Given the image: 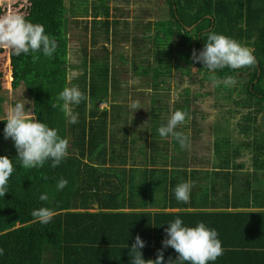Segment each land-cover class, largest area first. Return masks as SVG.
<instances>
[{
    "label": "trees",
    "instance_id": "1",
    "mask_svg": "<svg viewBox=\"0 0 264 264\" xmlns=\"http://www.w3.org/2000/svg\"><path fill=\"white\" fill-rule=\"evenodd\" d=\"M66 1L30 0L27 13L22 15L34 24L43 25L45 33L57 40V50L51 57H46L42 50L22 53L19 56L10 51L9 73L12 88H25L36 120L57 129L60 137L69 140V155L55 168L51 166L52 161L48 160L43 167L25 169L17 160L18 151L14 141L1 142L0 136V157L8 156L14 165V172L8 182L9 191L5 196H0V249H3L0 264H121L131 258L129 252L137 235L145 241V247L140 249L145 260L157 259L158 250H163L164 264H168L169 258L176 264L179 253L171 246L164 248L162 243L168 238L165 231L169 227L168 223L176 218L182 219L187 227H195L204 222L207 227L215 229L226 222L229 233H260L261 239L249 240L243 248L253 247L249 254L264 259V211L222 212L216 207L219 204L214 197L215 193L209 192L206 187L211 185L216 191L218 182L208 174L195 170V167L189 171L186 166H180L173 161L177 166L167 165L168 163L161 161L162 158L156 155L146 157V163L145 160L139 162L134 159L129 169L125 166L107 167L108 164L115 166L116 163H126L129 149H135L138 142L134 138H128V132L123 133L122 140L116 139L115 134L110 137L109 118L112 113L113 117L117 116V108L100 110L98 107L106 100L117 102L115 93L119 95L116 91L121 89L117 87L124 83L122 78H127L123 76L125 70H134L135 64L150 61L148 59L151 56L156 58L159 65L153 68V64L148 62L149 66L140 67L136 73L146 75L153 71L157 78L162 72L164 60L168 59V63L172 55L177 54L190 64L194 62L193 50L199 53L205 47L207 34L214 32L253 49L257 59L255 67H226L217 71L223 78L230 75L235 80H240L239 73H250L248 82L238 97L233 99V96L227 95V98H232L236 106L248 109L244 119L253 131L258 132V116L264 112V89L260 86L264 79V0H166L167 3L162 2L161 9H170L167 14L170 20L167 29L162 31L163 36L156 34L154 38V41L164 45L153 53L151 49L147 50L142 45L133 43L135 40L129 41L124 28L119 27L120 22L111 15L113 9L94 3V20L84 26L78 18L70 17ZM114 10L120 11L119 8ZM101 15L104 18H98ZM200 20L202 21L195 30H187V27ZM78 28L86 32V38L90 36L92 43L91 71L83 81L87 78L92 84L90 100L95 105L87 108L88 100L77 105L73 110L78 113V122L71 124L60 108H53L51 105L57 103L59 93L69 85L70 66H76L74 62H70L69 56L73 52L71 43L77 40L74 38L78 34L81 35ZM210 28L212 29L209 31ZM143 32L144 39H140L145 40L147 31ZM174 35L181 40L171 42ZM128 42L132 52L127 56L123 44ZM107 43L112 44V52H109ZM165 44L171 48L177 46V50L169 53L168 47H164ZM83 48L87 50L85 43ZM117 50H121V53L116 54ZM111 54L115 58V67H110L111 72L108 75L102 65L107 64ZM195 63L204 68L202 63ZM85 65L87 66L86 60ZM167 67L170 72L173 65L168 64ZM103 81L111 88L109 99H106L109 94L108 87L102 89L103 84L96 91L93 90L99 85L98 82ZM217 85V92L224 88L233 90V93L240 90L235 85L232 87L222 83L218 85L221 89ZM158 88L159 85L156 84L155 89ZM1 90L0 81V118L3 115L2 104L7 99L2 96ZM195 90L193 89V95ZM82 92L87 95L85 90ZM59 103L62 104V101ZM123 112V115L129 117L126 111L121 110ZM199 119L194 123H198ZM167 122L165 121L166 124ZM6 124V119L0 120V133L4 131ZM147 129H150L149 126ZM144 142L147 143V138H144ZM162 142L163 153H166L169 141ZM248 143L251 152L259 161L256 163L257 169L264 170V139L254 143L251 140ZM134 156L133 150L131 158ZM146 164L151 165V168L139 169ZM162 164L165 166L161 167ZM61 178L69 183L63 190H58L57 182ZM189 180L195 185L191 190L190 200L198 210L165 212L164 209L174 207L176 202L180 206H187L177 201L174 189L178 184ZM252 188L246 189L242 195L245 207L251 206L253 201L264 204L259 190ZM44 193L48 195L47 201L39 198ZM167 195L171 197L168 198ZM205 198H210L211 201L206 202ZM206 205L211 207L206 208ZM41 207H49L56 213L48 224L34 222L31 215L33 210ZM160 208L163 210L158 211ZM94 210L97 211L92 212ZM222 218L223 222L220 221ZM238 240L237 237L227 236L225 243L238 250L242 245H237ZM222 247L224 248V244ZM247 258L248 256L245 260ZM186 262L191 264L190 261L182 263Z\"/></svg>",
    "mask_w": 264,
    "mask_h": 264
},
{
    "label": "rangeland",
    "instance_id": "2",
    "mask_svg": "<svg viewBox=\"0 0 264 264\" xmlns=\"http://www.w3.org/2000/svg\"><path fill=\"white\" fill-rule=\"evenodd\" d=\"M162 2L165 4L167 3L166 0H67L66 1V6L69 11L70 17H76L79 19V22L82 23V25L86 26L87 23L92 22L94 19V13H93V4H99L102 5L103 7H108L111 11V15L114 18H117V20L120 22L119 27L124 28V32L127 34L128 39L130 42L134 41L133 43H136L138 45H142L143 47L145 46H150L152 44V40H149L148 38H155L156 34L162 35V31H165L167 29V23H168V18L164 14L163 10L161 9L162 7ZM20 4V5H19ZM30 0H1L0 1V16H6L11 14H16V15H25L27 13V9L29 7ZM19 7V8H17ZM101 7V6H100ZM119 8L120 11H115L114 9ZM68 17V16H67ZM98 18H104L103 15H101ZM75 20V19H74ZM93 26V25H92ZM124 26V27H123ZM100 28V27H99ZM78 28V32L81 33L78 34V36L74 39H77L74 41V43H71V50L73 52L70 53V62H74L76 64L75 68H71L70 70V75L68 76V81L69 85L68 87L72 86H77L81 91L85 90L88 96V102H87V108L94 107V103L91 102V91H92V84L88 81L86 78V81H83V78L87 75L89 71H91L90 67V59H91V52H92V46H91V39L90 36L85 37V31L81 29V31ZM92 30V28H91ZM91 30L90 34H91ZM143 31H147L145 35V40L142 35H144ZM149 32V33H148ZM139 37V38H136ZM142 37V39H140ZM177 37V35H175ZM86 38V39H85ZM176 39L173 37L171 42L175 41ZM83 43L86 44V48H83ZM109 52H112L113 46L111 43H107ZM125 47V54L128 56V53L132 52L131 44L124 43L123 44ZM98 47L100 44L97 45ZM180 48V47H179ZM178 48V49H179ZM82 52H81V51ZM177 50V46L170 47L168 46L167 51L170 53L175 52ZM84 53V54H83ZM116 54H120L121 50L115 51ZM108 55V53H105ZM87 55V56H86ZM177 59L181 58L179 54H177ZM151 59V60H150ZM85 60L87 61V66L85 65ZM150 61H146L145 63L138 62L133 66L132 71H124L123 76H127V78H122L124 80V83L122 85H119L117 88L121 90H117L116 92L120 95H116L117 102L113 103L110 101H105L104 103H101L98 107L100 110L102 109H111L113 110L114 108L116 109V112L113 117V113L111 114L109 118V128H110V137L115 134L116 139L122 140L124 139L123 133L128 132V138H134L137 140L138 144L133 149L132 147L129 149V159H127L126 163H116V165H111L108 164L107 167H119V166H125L127 169H129L128 164H132L134 162V159L139 161V162H148L147 158L153 157V155H156V157H161L162 160L166 163L167 165H172V159L173 157L170 156L173 155L174 157H182L183 155L185 156L186 154L189 155L186 156L185 158H174V163L175 164H181L183 166H186L188 170H192L194 167H204L203 165H206V168L208 170V174L210 177H213L216 180L217 175L212 169V166H209L207 163H210L212 165V161L210 162L211 159H214L213 155L215 154L219 155L221 158L225 159L226 163L225 166H227V169L230 168L229 166H236L239 165L240 167L242 166L244 168L243 164H236L238 161H233L234 157L235 159H238L236 156L229 155L232 152L236 150H241L240 145L237 146H230L228 143L231 140H233L235 137H237L238 133H240V129L238 128V123L240 120V115L237 116L238 114H233L232 109H235L236 106L233 103L234 100L232 98H227V95L233 96L234 98H237L239 95V92L241 90H235L237 92L233 93V90L231 89H226L224 88L222 91L217 92L212 90V87L208 85L207 87L204 88H197V94L196 98H192L191 95H193V87L192 90L187 89L186 93H179L180 97L176 96V102L168 105V107L164 110H162L160 105H163V102H161V96L159 93L155 90L154 87H150L147 85L146 87L149 86V88L152 89V92L149 91H140L136 92V89L139 91V86H141L142 81L140 80L139 76H136V71L139 70L140 67H147L149 66L148 62L150 63H157L156 58H153L152 56L148 59ZM177 61V60H176ZM107 64H103L102 67L103 69H106L108 75L110 74L111 70L110 67L113 69L115 67V58L112 56V54L109 56V59L106 61ZM171 62H175L174 60ZM11 66V61H10V50L6 48H0V76H1V83H2V96H4L5 101L2 104V109H3V115L0 118L6 119L7 116V109L11 106H14L15 103L17 102H23L26 107V111H30L32 114H34L33 111V106L32 103L28 100V96L25 93V88L21 87L19 89H13L12 88V79L10 80V73H9V67ZM158 64L154 66L157 67ZM189 69L191 71L190 66H184L178 67L175 69V72L173 74V69L171 68V71H168L167 67V75L165 77H168L169 80H174V77L176 76H181L183 74H186ZM194 71V69L192 70ZM187 76L188 79H191L192 81L190 82L191 85H195V82L201 83V81H198L197 78L199 77H206L208 72H203V74L200 73H192ZM163 72V70H162ZM164 75V72L162 73ZM172 74V75H171ZM182 74V75H181ZM97 80V79H96ZM95 80V83H96ZM82 81V82H81ZM99 85L96 87V89H93L96 91L101 84H103L102 89H105V87H108V96L106 99H109V96L111 97L110 93V86L108 84H104L105 81L102 83L98 82ZM145 82H143L144 84ZM161 82L158 83L160 85ZM237 82L235 86H237ZM219 85V84H218ZM217 85V87H219ZM262 85V83H261ZM187 87V86H185ZM199 87V86H197ZM234 87V86H232ZM231 87V88H232ZM116 88V89H117ZM221 89V87H219ZM115 88L113 87L112 90ZM155 89V90H154ZM202 93H205L204 95ZM168 97V96H167ZM225 99H224V98ZM111 99V98H110ZM149 99H153L154 103H150ZM139 101L140 103V109L133 110L129 107V104L132 101ZM178 101V102H177ZM98 102V101H95ZM178 107L175 108L173 107V104H177ZM189 103V105H187ZM77 106H73V109L76 108ZM113 107V108H112ZM170 107V108H169ZM225 107L230 110L227 114L229 115L230 119L234 118L237 116L236 121L237 124L234 125V120H228L227 123V128L226 131L228 132H233L232 138L228 139L227 137L231 135V133H225L226 135L223 137H214V130L215 128L212 127V124L208 121L204 120H209L211 118V111L216 110L218 114L222 115L221 110H224ZM225 109V110H227ZM118 110L120 112H118ZM121 110L126 111L129 114V117L123 115L121 113ZM181 110L186 113H188L191 116V120L186 122L182 125H179L177 127V131L187 133L189 135V140L188 146L183 149L181 148L179 142L169 135L167 138H163L159 135L158 129L161 126H166L165 121H168L171 115L177 111ZM203 110V111H202ZM74 111V110H73ZM198 111L200 113L197 115ZM204 113V114H203ZM231 113V114H230ZM219 115V116H220ZM228 115H226L228 117ZM223 117V116H222ZM201 119L198 121V123H194L195 120ZM204 118V119H203ZM203 119V120H202ZM214 119V117H212ZM263 120H261L262 122ZM150 122H152V125H147ZM218 124L220 122H217ZM149 126L150 129L145 128V126ZM153 126L155 128H153ZM233 126V127H232ZM201 127V130H200ZM211 127V128H210ZM210 128V129H209ZM208 130V131H207ZM1 135V142H7V141H12L11 138L5 139V133L4 131L0 133ZM241 137V136H239ZM254 137V136H253ZM144 138H147V143L144 142ZM227 138V139H225ZM169 141V147L165 151L166 153H170L169 156L166 154H163V147H164V142L162 141ZM247 144V141L244 142ZM254 143V142H253ZM249 144V143H248ZM255 145V144H254ZM253 145V146H254ZM118 146V145H117ZM197 146V148H195ZM170 148V149H169ZM235 149V150H234ZM135 151V156L134 158H131V153L132 151ZM153 151V153H152ZM200 151V152H199ZM246 152V157L248 160L246 161L245 167L249 168V170H254L255 172V189L258 188L264 190V170L258 171V169H255V164L258 161L257 157L254 156L252 163H250L249 159V154L250 157L253 154L251 152V149H243L242 153ZM194 153V158L190 157V154ZM241 153V154H242ZM229 155L228 158L224 155ZM234 154L239 156L238 152H234ZM147 157V158H146ZM196 160V161H195ZM233 161V163H231ZM218 161V166L224 165L223 163H219ZM144 163V164H145ZM231 163V164H230ZM245 163V162H244ZM200 165V166H199ZM151 168V165H143V167L139 169L146 168L148 169ZM163 167V166H161ZM238 172V171H237ZM236 172V173H237ZM230 172V176L232 177L236 173ZM248 175V174H247ZM251 176L252 180H254V175H248ZM233 178V177H232ZM230 180L224 181L225 184H229ZM248 180V179H247ZM244 180L240 186L246 185L249 181ZM228 186V185H227ZM262 193V192H261ZM262 197L260 199H264V194H261ZM259 204L264 205L263 203H255V206H259Z\"/></svg>",
    "mask_w": 264,
    "mask_h": 264
},
{
    "label": "clouds",
    "instance_id": "3",
    "mask_svg": "<svg viewBox=\"0 0 264 264\" xmlns=\"http://www.w3.org/2000/svg\"><path fill=\"white\" fill-rule=\"evenodd\" d=\"M58 44L54 37L45 33V28L41 24H34L26 20L21 15L9 14L0 16V48H6L19 56L20 54L35 53L42 50L46 57H51L57 50ZM192 59L194 62L202 63L204 69L215 74L217 70L226 67L238 69L241 67H255L257 59L253 54V49L242 45L237 40L223 34L209 33L205 47L197 53L193 50ZM219 84V80H214ZM226 86H234L236 80L228 75L224 79ZM151 91V89H146ZM88 100V96L77 86L65 87L57 97V103H53V108H60L68 122L75 124L78 122V113H74L73 106H77ZM62 101V104L59 103ZM129 107L133 110L140 109L139 101H132ZM190 121L191 116L181 110L175 111L169 118L166 126L158 129L159 135L167 138L174 137L181 148L188 146L189 135L177 131V127ZM6 127L4 129L5 139L11 138L18 151L17 160L20 166L25 169L43 167L48 160L52 161L51 166L57 167L65 160L69 153V140L58 135V130L50 128L46 123L36 120L34 114L26 111L23 102H17L7 109ZM14 172L13 160L8 156L0 157V196L8 193V182ZM68 180L61 178L57 182V189L63 190L68 185ZM191 180L180 183L174 189L177 201L185 204L190 202L191 190L194 187ZM41 201H47V193L41 194ZM31 215L34 222L48 224L56 215L55 211L49 207H41L33 210ZM165 230L167 237L162 243L164 248L171 246L179 253L177 262L190 261L191 264H208L215 261L223 254L222 241L218 238V231L209 228L204 222H200L195 227L184 226L180 218L168 223ZM145 247V241L139 235L136 236L135 243L132 244L129 255L132 264H164L163 250H158L157 259L145 260L140 249ZM3 249H0V255ZM168 264H173L169 258Z\"/></svg>",
    "mask_w": 264,
    "mask_h": 264
},
{
    "label": "flooded vegetation",
    "instance_id": "4",
    "mask_svg": "<svg viewBox=\"0 0 264 264\" xmlns=\"http://www.w3.org/2000/svg\"><path fill=\"white\" fill-rule=\"evenodd\" d=\"M163 12L167 16V14L170 12V9L168 7H166V8L163 9ZM169 20H170V18H168V23H169ZM201 21L202 20H200L198 23H195L194 24V25H196L195 27H193L194 25L190 26L189 28L187 27V30L188 31L195 30ZM211 29L212 28H210L209 31ZM203 32H206V31H203ZM195 34H197V32ZM161 36H163V35H161ZM198 36L200 38L201 37V33L198 34ZM173 37L176 39L175 41H173V43H175L178 40H181V38H179L178 36L175 37V35H174ZM194 38H195V35H193V37H192L193 41L195 40ZM148 39L152 40L153 42H152V44L150 46H145V48L147 50L151 49L152 53H153L155 50H159L160 48H163V45H164L163 43L161 44L160 42H156V41H154L153 38H148ZM195 43L196 42H194L193 45H195ZM164 47H168V45L165 44ZM173 60L175 62H171ZM164 61H165V63L162 66V70L164 72V75L162 74L163 72H161L160 75L157 76V78H156L155 75L153 74V71L150 72L149 74H146V75L145 74L140 75L138 73L135 74L136 76L140 77L141 81L145 82L144 84L139 86V91L136 89V92H140V91H144L145 92L146 89H151V88H149V86L152 87V88L153 87L155 88L156 84L161 82L160 85H159L158 90H155V89L154 90L157 91L159 93V95L160 94L162 95V96L160 95L162 97L161 98V102H163V105H160L162 110H164V108L166 109L168 107V105H170V107H171V104L176 102V96L180 97L179 93H186L187 89L192 90V87L194 89H197V88L198 89L199 88L206 89L205 87L210 85L212 87V90L216 91V85L217 84L214 82V80H219L220 81L219 85L224 83L223 81H224L225 78L220 76V73H218L219 71H216L215 74H212V73L208 72L207 70H205L204 68L198 67L195 62H192V63L189 64V63L183 61L181 58L177 59L176 55H174V56L172 55L171 59L169 60V62H171V63H169V62L166 63L168 61V59H165ZM152 64H153L152 65L153 68H154V66L156 64L159 65L158 61H157V63H152ZM168 64H170L171 66L173 65V67H172L173 74H174L175 69L177 68V66L181 67V68H182V66H184V68L186 66H190L191 67V71L194 69V71H192V73H200V74H203V72H208V73H206L207 74L206 77L197 78V80L201 81V83L195 82L194 83L195 85L193 86L190 83L192 80L188 79V77H187L189 75H193V74H190L191 71L189 69H187L188 72L186 74H183V75L181 74L182 77L179 76V75L174 77L173 81L169 80L168 77H165L167 75L166 71H167V65ZM238 69H240V68H238ZM125 71H127V70H125ZM128 71H132V69L128 70ZM238 75L240 77V80H236V82L238 83L236 87L237 88H241V90H242V88L245 87L247 82H248L247 80H248V77H249L250 73H247V74L239 73ZM254 83H256V81ZM261 83H262V85H260V86L264 89V79L261 80ZM147 85H149V86L146 87ZM253 85L254 84H252V86ZM185 86H187V87H185ZM197 86H199V87H197ZM150 92H152V89H151ZM194 93H195V95H191V97L193 99H194V96H197L196 90H195ZM202 94L204 95L205 93H202ZM259 96H261V95H259ZM149 101H150V103L151 102L154 103L153 99H149ZM187 105H189V103ZM175 106L177 108L178 107V103L176 105L173 104L174 108H175ZM225 109H227V108L225 107ZM225 109L221 110L222 115L218 114L215 109L212 110L211 111L212 113H211L210 121L209 120H204V121H208V123L210 122L212 124V127L215 128V130L213 132L214 133V137L213 138L215 139V137H223V136H225L226 135L225 133H231L233 135L234 134L233 132L226 131L228 120H234V125H236L237 124L236 118H237V116L240 115L238 128L240 129L241 132L238 133L237 137H235L233 140H231L228 143L232 147H234V146L238 147V145H240V147H238V148H241V150L240 151L236 150L234 152H238L239 156H240L238 159H241V157H244L245 154H246V152L242 153V150L246 149V148L247 149H251V148L248 147V145H249L248 142L249 141L252 140L253 142H256V140H257V141L261 142L264 139V112L260 113L259 116H258L259 130H258V132H255V131H253V129H251L249 124H247V121H245V119H244V116L248 113V109H246L244 107L236 106L235 109H232L231 113H233L234 115L235 114H238V115L236 117L232 118V119H230L229 115L227 114L230 110H228V109L225 110ZM226 115H228V117ZM212 117H214V119H212ZM261 120H263V121L261 122ZM217 122H220V123L218 124ZM200 123H201V119H200ZM250 130H251V132H249ZM245 132H249V133L246 134ZM239 136H241V137H239ZM227 138H229V136ZM227 138H225V139H227ZM247 140H248V142H247V145L245 146L244 142L247 141ZM234 152H232V154H234ZM262 154H264V153H262ZM245 164H246V161H245ZM244 167H245V165H244ZM258 171H260V170H258Z\"/></svg>",
    "mask_w": 264,
    "mask_h": 264
},
{
    "label": "crops",
    "instance_id": "5",
    "mask_svg": "<svg viewBox=\"0 0 264 264\" xmlns=\"http://www.w3.org/2000/svg\"><path fill=\"white\" fill-rule=\"evenodd\" d=\"M199 113H200V111H199ZM147 125H149V126L152 125V122H150ZM147 125L145 126V128H148ZM184 134L187 135V133H184ZM232 137H234V136L231 134V135H229L228 139H230ZM190 141L191 140H189V142ZM185 148H183V149H185ZM195 148H197V146ZM163 154L169 155L170 153L168 152V153H163ZM188 155H189V153H188ZM188 155L186 154L185 156L184 155L183 156L186 157ZM229 155H232L233 157L236 156L238 158L240 157V156H238L236 154H232V153ZM229 155L227 154L224 156L227 159ZM170 156L173 157V159H172L173 163L175 162L174 158L175 159L179 158V157H174L171 154H170ZM254 156H255L254 154H252L251 157H250V154L248 156L250 159V163L252 165H253L252 160H253ZM190 157H194V153H191ZM213 157H214V159L210 160V162L212 161V165H210V163H207V164L209 166H212L213 167L212 170L217 174L215 176H216V181L218 182V185L216 186V191L213 190L211 185H208L206 187H207V190L209 192L215 193L214 197H215L217 203L219 204L216 207L220 208V210L222 212H249V211L259 212L262 210L264 211V205L259 204V206H255V202L253 201L251 206L245 207V201L242 200V195L245 194L246 189H249V188L253 189L252 187H255V175L256 174L254 173V170H249V168H247V167L243 168L242 166L240 167L239 165L232 166V167L229 166L230 168L227 169V166H225V163H226L225 159L221 158L217 154H215V156L213 155ZM160 160L163 161L162 159H160ZM235 160L238 161L236 164H239L241 162L240 164L247 165L244 162L247 161L248 158L245 155L244 157H241V159H235V157H234L233 161H235ZM218 161H220L219 163H223L224 165L218 166ZM233 161L231 163H233ZM172 165L177 166L175 164H172ZM128 166L130 168L131 164H128ZM161 166H165V164H162ZM180 166H183L182 163L180 164ZM203 166L204 167H201V166L195 167L196 168L195 170H199L204 174H208V170L205 169L206 165H203ZM257 168H258L257 164H255V169H257ZM192 170H194V169H192ZM230 172H234V173L237 172V173H236V175L233 173L234 175L232 176L233 177L232 178L230 176ZM247 174L252 175V176L254 175L253 176L254 180H252V178H250L251 176H248ZM229 178L232 180H230L229 184L228 183L225 184L224 181H228ZM244 180H247L249 182L244 186H240V184H242V182ZM259 192H260V194H264V190H262V189H259ZM167 197L170 198L171 196L167 195ZM205 201L209 202V201H211V199L209 198V200H207L205 198ZM199 202H202V200ZM179 204L180 203L176 202L175 204H173L174 207H168L167 209H164V210H165V212H168V213H177V212H182V211L185 212L186 210L189 212H193L195 210H198L197 208H195V206L192 205V200H190V202L187 203L186 207L180 206ZM208 207H211V206L206 205V208H208ZM151 210L155 211L156 209H151ZM157 210L161 211L163 209L160 208ZM210 210L215 211L214 209H210ZM81 211H83V210H81ZM96 211L97 210H94L92 212H96ZM220 221L223 222V218L220 219ZM226 225L227 224L225 222V223L221 224L219 227L215 228L218 231L219 237H221L219 239L222 241V244H224L223 250H226V253H225V251H223V254L220 257H218L217 260L209 261L208 264H240V263L241 264H264V259H261V256L249 254V252L253 250V247L243 248L244 246L247 245V242L249 240L261 239L260 233H254V232H245L243 234L229 233V227H227ZM227 236H229V238L237 237L239 239L238 241H236V242H238L237 245L242 244L240 249L236 250V249H232V247H229V244L225 243ZM246 256H248V258L245 260ZM255 257H258V260L254 261ZM124 261L121 264H132L131 258L126 259V261H128V262H124ZM177 264H181V262H179ZM184 264H187V262Z\"/></svg>",
    "mask_w": 264,
    "mask_h": 264
},
{
    "label": "water",
    "instance_id": "6",
    "mask_svg": "<svg viewBox=\"0 0 264 264\" xmlns=\"http://www.w3.org/2000/svg\"><path fill=\"white\" fill-rule=\"evenodd\" d=\"M196 25H194L193 27H195ZM191 29V28H190Z\"/></svg>",
    "mask_w": 264,
    "mask_h": 264
},
{
    "label": "bare ground",
    "instance_id": "7",
    "mask_svg": "<svg viewBox=\"0 0 264 264\" xmlns=\"http://www.w3.org/2000/svg\"><path fill=\"white\" fill-rule=\"evenodd\" d=\"M104 103V102H103Z\"/></svg>",
    "mask_w": 264,
    "mask_h": 264
}]
</instances>
